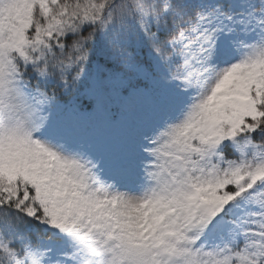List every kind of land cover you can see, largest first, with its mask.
<instances>
[{
  "label": "snow or ice",
  "instance_id": "snow-or-ice-1",
  "mask_svg": "<svg viewBox=\"0 0 264 264\" xmlns=\"http://www.w3.org/2000/svg\"><path fill=\"white\" fill-rule=\"evenodd\" d=\"M0 264H264V0H0Z\"/></svg>",
  "mask_w": 264,
  "mask_h": 264
}]
</instances>
